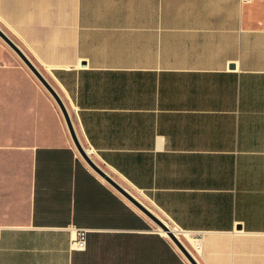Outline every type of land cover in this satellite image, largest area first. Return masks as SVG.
I'll return each instance as SVG.
<instances>
[{
    "label": "crops",
    "instance_id": "1",
    "mask_svg": "<svg viewBox=\"0 0 264 264\" xmlns=\"http://www.w3.org/2000/svg\"><path fill=\"white\" fill-rule=\"evenodd\" d=\"M0 28L199 264H264V0H0ZM0 264H191L1 37Z\"/></svg>",
    "mask_w": 264,
    "mask_h": 264
},
{
    "label": "water",
    "instance_id": "2",
    "mask_svg": "<svg viewBox=\"0 0 264 264\" xmlns=\"http://www.w3.org/2000/svg\"><path fill=\"white\" fill-rule=\"evenodd\" d=\"M0 37L5 40L13 50L20 56V58L26 63V65L34 72L37 78L42 82L46 89L52 94V96L57 101L60 106L63 115L65 117L69 132L73 139V142L78 149L80 155L85 160V162L104 180H106L112 187H114L120 194H122L128 201H130L136 208L153 220L158 227L166 231L169 238L174 242V244L180 249L184 256L190 261L191 264H199L197 259L194 257L192 252L183 243L177 232L166 222L162 217H160L156 212H154L147 204H145L140 198H138L133 192H131L126 186H124L120 181L114 178L107 170H105L86 150L82 144L76 129L74 127L72 118L68 113V110L52 84L47 80V78L40 72V70L33 64V62L28 58V56L23 52V50L0 28Z\"/></svg>",
    "mask_w": 264,
    "mask_h": 264
},
{
    "label": "built area",
    "instance_id": "3",
    "mask_svg": "<svg viewBox=\"0 0 264 264\" xmlns=\"http://www.w3.org/2000/svg\"><path fill=\"white\" fill-rule=\"evenodd\" d=\"M89 229L84 227H76L73 231V236L70 240V248L83 250L87 245V233Z\"/></svg>",
    "mask_w": 264,
    "mask_h": 264
},
{
    "label": "bare ground",
    "instance_id": "4",
    "mask_svg": "<svg viewBox=\"0 0 264 264\" xmlns=\"http://www.w3.org/2000/svg\"><path fill=\"white\" fill-rule=\"evenodd\" d=\"M160 229H161V228H160ZM161 230H162V229H161ZM162 232H163L164 234H166V235H167L166 231L162 230Z\"/></svg>",
    "mask_w": 264,
    "mask_h": 264
}]
</instances>
